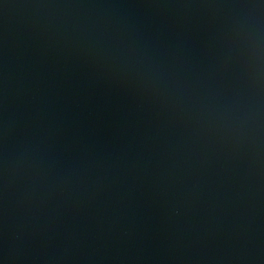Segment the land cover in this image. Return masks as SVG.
Wrapping results in <instances>:
<instances>
[{
    "label": "water",
    "instance_id": "water-1",
    "mask_svg": "<svg viewBox=\"0 0 264 264\" xmlns=\"http://www.w3.org/2000/svg\"><path fill=\"white\" fill-rule=\"evenodd\" d=\"M0 264H264V0H0Z\"/></svg>",
    "mask_w": 264,
    "mask_h": 264
}]
</instances>
